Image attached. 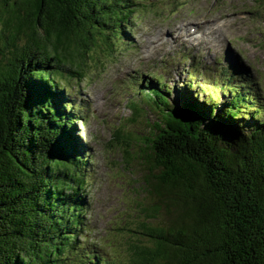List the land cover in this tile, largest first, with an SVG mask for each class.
<instances>
[{"label": "trees", "instance_id": "1", "mask_svg": "<svg viewBox=\"0 0 264 264\" xmlns=\"http://www.w3.org/2000/svg\"><path fill=\"white\" fill-rule=\"evenodd\" d=\"M142 6L0 0V264H114L79 238L89 151L72 128L88 115L66 86L83 80L88 60L112 55ZM236 69L218 66V91L203 100L191 70L176 106L163 76L140 81L135 95L159 116L113 140L125 167H140L141 212L159 221L129 229V264H264V106L256 82ZM223 89L230 100L219 109ZM246 111L250 126L238 120Z\"/></svg>", "mask_w": 264, "mask_h": 264}, {"label": "rangeland", "instance_id": "2", "mask_svg": "<svg viewBox=\"0 0 264 264\" xmlns=\"http://www.w3.org/2000/svg\"><path fill=\"white\" fill-rule=\"evenodd\" d=\"M142 3L144 6L138 8L124 28L125 39L115 41L112 55L96 53L93 59L99 58L87 61L83 80L72 78L66 86L70 92L68 101L80 102L88 115L86 124L80 118L72 128L86 145L85 153L89 151L83 217L88 230L79 238L83 244L98 245L114 264H129L128 244L136 240V234L129 229L135 227L137 220L147 218L139 207V203L144 205L147 201L139 181V165L125 167L122 146L113 138L119 131L144 129L148 121L150 125L159 116L142 96L135 95L139 87L132 83L140 84L149 75H162L168 88L167 98L176 106L192 70V94L203 100L217 93L216 69L229 61L248 71L259 93L256 102L264 106V0ZM233 82L240 84L236 79ZM223 91L214 99L219 102V109L224 108L221 102L228 105L230 100L227 91ZM241 114L239 122L250 126L254 119L248 111ZM147 220L153 225L159 221ZM137 240L147 242L140 234Z\"/></svg>", "mask_w": 264, "mask_h": 264}, {"label": "bare ground", "instance_id": "3", "mask_svg": "<svg viewBox=\"0 0 264 264\" xmlns=\"http://www.w3.org/2000/svg\"><path fill=\"white\" fill-rule=\"evenodd\" d=\"M248 72V71H247Z\"/></svg>", "mask_w": 264, "mask_h": 264}]
</instances>
